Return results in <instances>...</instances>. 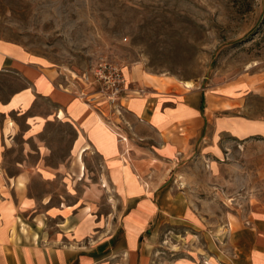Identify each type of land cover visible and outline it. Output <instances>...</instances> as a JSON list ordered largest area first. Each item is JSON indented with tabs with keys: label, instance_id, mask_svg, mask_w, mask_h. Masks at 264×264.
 I'll return each instance as SVG.
<instances>
[{
	"label": "rangeland",
	"instance_id": "obj_1",
	"mask_svg": "<svg viewBox=\"0 0 264 264\" xmlns=\"http://www.w3.org/2000/svg\"><path fill=\"white\" fill-rule=\"evenodd\" d=\"M0 40L63 69L76 84L77 75L91 73L105 59L159 84L191 81L214 95L230 91L233 109L239 96L244 114L264 118V0H0ZM22 85L15 74L0 75V98ZM49 108L41 100L36 110ZM73 138L71 127L53 121L36 138L25 140L20 133L12 140L0 173L17 174L24 163L21 168L31 174L27 194L36 204L8 213L15 202L20 205L6 177L0 220L21 225L25 238L34 223H43L46 237L60 244L85 253L101 250L106 258L95 264H135L120 244L128 202L103 179L101 158L80 152L70 159ZM224 144L223 153L197 149L164 163L154 183L157 213L137 264H217V256L235 253L252 210L263 201L264 144L244 146L230 135ZM45 170L56 176L47 180ZM112 236L117 245L109 242Z\"/></svg>",
	"mask_w": 264,
	"mask_h": 264
},
{
	"label": "crops",
	"instance_id": "obj_2",
	"mask_svg": "<svg viewBox=\"0 0 264 264\" xmlns=\"http://www.w3.org/2000/svg\"><path fill=\"white\" fill-rule=\"evenodd\" d=\"M3 74L19 76L24 85L8 98H0V165L4 150L12 146L18 134L22 133L25 140L36 138L53 121L71 127L74 138L70 159H76L80 152L101 158L103 179L129 204L123 209L121 228L125 236L120 244L123 241L124 250L135 264L144 256L145 234L157 213L153 198L158 191L154 183H158L166 161L177 163L197 149L204 155L223 153L224 139L229 135L244 146L264 144V118L244 114L239 96L233 109L230 91L214 95L211 90L189 88L184 83L163 85L136 69L128 70L130 86L143 91L122 99L119 116L105 100L83 98L81 92L88 94L90 88L74 83L63 69L33 59L18 45L0 40V75ZM41 100L50 104L49 110H36ZM17 117L23 118L25 130ZM41 148L37 151L40 158L44 156ZM64 164L62 160L59 165ZM262 164L259 172L264 182V159ZM21 167L17 174L0 173V183L8 179L19 199L20 206L15 202L8 209L11 214L36 204L34 197L27 194L31 174ZM47 173V180L56 176ZM167 174L162 173L163 180ZM261 196L263 201L252 210L235 253L217 256V264H264V189ZM2 205L0 215L5 213ZM38 217L35 212L33 219ZM34 224L31 237L25 238L20 234L21 225L0 220V264H95L106 258L98 249L85 253L74 245L60 244L57 238L46 237L43 223ZM108 240L116 242L117 237Z\"/></svg>",
	"mask_w": 264,
	"mask_h": 264
},
{
	"label": "built area",
	"instance_id": "obj_3",
	"mask_svg": "<svg viewBox=\"0 0 264 264\" xmlns=\"http://www.w3.org/2000/svg\"><path fill=\"white\" fill-rule=\"evenodd\" d=\"M79 82L90 93L81 92V96L90 101L105 100L116 113H121V101L131 93L139 94L143 89L131 87L123 67L115 62L103 59L91 73L78 76ZM121 139H125L121 137Z\"/></svg>",
	"mask_w": 264,
	"mask_h": 264
},
{
	"label": "bare ground",
	"instance_id": "obj_4",
	"mask_svg": "<svg viewBox=\"0 0 264 264\" xmlns=\"http://www.w3.org/2000/svg\"><path fill=\"white\" fill-rule=\"evenodd\" d=\"M126 73V72H125ZM185 86H187V87H189V88H193L194 87V84H193V82H191V81H186L185 82Z\"/></svg>",
	"mask_w": 264,
	"mask_h": 264
}]
</instances>
